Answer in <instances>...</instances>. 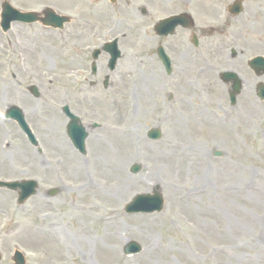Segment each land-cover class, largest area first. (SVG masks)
<instances>
[{
    "label": "rangeland",
    "instance_id": "obj_1",
    "mask_svg": "<svg viewBox=\"0 0 264 264\" xmlns=\"http://www.w3.org/2000/svg\"><path fill=\"white\" fill-rule=\"evenodd\" d=\"M3 2L20 12L52 8L71 22L64 32L40 24L0 30V180L33 179L39 186L22 206L15 193L0 189V264H13L14 250L27 264H264V103L253 90L264 77L257 80L243 66L261 53L232 60L228 43L220 51L206 50L203 42L195 51L179 44L180 34L159 40L153 25L179 12L174 0L165 8L162 0L114 6L107 0H0V7ZM140 6L146 17L138 15ZM113 38L122 57L103 90L106 56L93 79L90 55ZM160 42L171 58L169 76L155 57ZM227 70L243 83L234 108L218 79ZM92 80L97 86L82 94ZM29 86L37 87L38 99L26 92ZM252 104L258 113L244 128ZM64 105H72L87 129L85 156L66 137ZM11 106L24 112L39 149L4 119ZM225 112H232L227 126L217 119ZM153 128L162 134L155 142L146 138ZM124 129L135 130L128 140L115 134ZM94 159L104 170L92 166ZM135 165L140 170L132 174ZM156 187L164 200L160 213H124L131 199ZM52 189L58 194L49 197ZM94 203L88 214L81 212ZM111 213L117 217L99 220ZM128 242L141 252L125 257Z\"/></svg>",
    "mask_w": 264,
    "mask_h": 264
},
{
    "label": "flooded vegetation",
    "instance_id": "obj_2",
    "mask_svg": "<svg viewBox=\"0 0 264 264\" xmlns=\"http://www.w3.org/2000/svg\"><path fill=\"white\" fill-rule=\"evenodd\" d=\"M171 1L162 0V7L165 8ZM174 1L171 6L179 7V12L176 13H189L194 20L192 30L183 28L177 30L176 34L181 36L179 40L181 46L186 44L196 51L190 42L194 36L198 42V49L206 42V50L222 51L227 49L228 43L229 56L232 60L238 58L241 53L257 52L264 56V0ZM235 42L241 43L239 49L236 48L238 51L233 46ZM251 58L249 56L243 61L245 69L250 70L248 62Z\"/></svg>",
    "mask_w": 264,
    "mask_h": 264
},
{
    "label": "water",
    "instance_id": "obj_3",
    "mask_svg": "<svg viewBox=\"0 0 264 264\" xmlns=\"http://www.w3.org/2000/svg\"><path fill=\"white\" fill-rule=\"evenodd\" d=\"M2 22H1V27L5 31L8 27V24L10 21L14 20H22V21H28L32 22L35 20V15L33 14H19L15 10H13L8 4H3L2 6ZM66 20L60 17H57L53 15L52 13L48 12L47 13V18L44 23L46 24H51L54 27H62L63 22ZM178 20L177 19H171L167 20L164 22L160 23L161 27L165 26H172L174 27L177 24ZM229 77V76H226ZM35 91V90H34ZM63 110L67 111V108H64ZM7 116L10 118H13L16 120L19 125L23 128V130L27 131L26 125L23 120V116L21 114V111L18 110L15 107H12L8 113ZM72 119L73 123H77V119L73 118L72 116H69ZM72 123V124H73ZM73 127L68 129V134L71 135L72 139L75 142L76 147L83 152V143L84 139L86 137L85 132L77 125H72ZM158 132L157 131H152L150 133V136L152 139H156L158 137ZM138 168H134L133 172H137ZM36 183L29 181V182H21V183H2L0 182V187H6L11 190H18L19 191V199L18 203H22L24 200H26L28 197L32 196L35 193L36 189ZM161 204L162 200L159 196V194H155L153 197L150 196H138L132 204L129 205L128 210L134 209V210H139V209H145L146 211H154V210H160L161 209ZM139 251V247L135 244H129L124 252L125 253H135ZM14 261L16 264H24L23 258L19 253H16L14 256Z\"/></svg>",
    "mask_w": 264,
    "mask_h": 264
},
{
    "label": "bare ground",
    "instance_id": "obj_4",
    "mask_svg": "<svg viewBox=\"0 0 264 264\" xmlns=\"http://www.w3.org/2000/svg\"><path fill=\"white\" fill-rule=\"evenodd\" d=\"M258 113V111H257V109L255 108V105H251V109L250 110H247L246 111V113L244 114V119H243V121H242V124H243V127L244 128H246V126H247V124H248V122H249V120H250V118H252V117H254L256 114ZM181 117V116H180ZM182 118V120H185V119H189L190 118V116L189 115H185V119H184V117H181ZM161 118H157V120H160ZM181 121V120H180ZM224 125V124H223ZM227 126V125H226ZM224 130H226V131H229L230 132V129L229 128H227V127H225L224 128ZM176 132H179L180 130H178V129H176L175 130ZM134 132H135V130H133V132L131 133V132H129V131H127L126 129H124V130H121L120 132H116L115 134H117V136L118 137H120L121 139H123V140H128L129 139V137L132 135V134H134ZM93 148H94V146H96V144H90ZM170 149L173 151V150H179V148L178 147H170ZM201 163V162H200ZM67 165V164H66ZM68 166V165H67ZM73 168H76V170H78V171H81L82 170V166L80 165V166H78V165H71ZM70 166V168L71 169H73L72 167ZM92 166L95 168V169H97V170H104V166H103V164L101 163V162H99V161H97V160H92ZM93 207H96V205H95V203L94 204H89L88 206H86V207H82L81 208V212L82 213H89V212H87V211H89L91 208H93ZM120 214V212L119 213H117V215H119ZM113 216V218H116L117 216H116V213L114 214V213H111L110 215H106V216H100V218H99V220H102V219H104V218H111Z\"/></svg>",
    "mask_w": 264,
    "mask_h": 264
}]
</instances>
